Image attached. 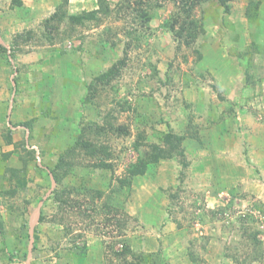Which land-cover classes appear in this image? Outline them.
Returning a JSON list of instances; mask_svg holds the SVG:
<instances>
[{"label": "rangeland", "instance_id": "obj_1", "mask_svg": "<svg viewBox=\"0 0 264 264\" xmlns=\"http://www.w3.org/2000/svg\"><path fill=\"white\" fill-rule=\"evenodd\" d=\"M62 1L0 0V173L27 160L22 180L0 178V264H264V0L204 2L191 45L168 28L186 17L182 0H108L110 14L71 36L64 22L50 42L43 23ZM169 131L198 132L183 143L188 165L166 156L118 189ZM80 133L108 145L113 168L78 151L57 182L52 169ZM71 187L82 205L61 208L54 190ZM89 189L105 193L91 204Z\"/></svg>", "mask_w": 264, "mask_h": 264}, {"label": "trees", "instance_id": "obj_2", "mask_svg": "<svg viewBox=\"0 0 264 264\" xmlns=\"http://www.w3.org/2000/svg\"><path fill=\"white\" fill-rule=\"evenodd\" d=\"M14 1V0H13ZM69 0H63L60 5L57 6L55 12L51 16H49L47 19H45L43 26L46 29V32L42 34V37H45L48 41L53 42V33L54 29L59 30L60 25L64 22H66L68 25L66 26L65 34L66 36H71L74 34L75 29L78 25H85L86 22H92V21H99L102 17V15L110 14L112 9H110L109 1L108 0H98L99 8L92 11H83L82 13L78 14H69L68 10L66 8L67 3ZM208 0H182L183 6L185 8L186 17L184 15H181L179 12H177V15L174 16V18L171 20V23L169 25L170 31L174 34V36L179 40V43H185L187 45H191L193 41L199 36L200 30H203V25L199 24L198 20H195L192 18V12L195 10L196 7L204 4V2H207ZM219 3H224V0H216ZM21 4V1H19ZM258 10V4L257 3H250L248 8V16L252 20L255 19V14ZM144 15H146V11H144ZM150 19L148 15H146V20ZM28 32V31H27ZM31 36V34H29ZM24 35H17L15 43L19 41V39L23 38ZM14 43V44H15ZM7 51L6 46H4L0 42V51ZM118 67L116 65H113L108 71L101 73L96 79L98 82L103 80H108L109 78H112L115 76V74L118 72ZM110 129H113L117 132H127L124 125H119L118 127L113 125L112 123L109 124ZM190 128H192V124L190 122L189 124ZM30 128V125H29ZM99 130L100 127H98ZM104 129V128H102ZM102 131V130H101ZM98 133H102V132ZM198 132L191 133V131L188 132V134H177L172 131H169L164 135V145L153 143L149 145L150 152L148 153V156H142L139 155L138 159L135 162H132L127 170L126 174L123 177H120L118 179L120 187L118 189L131 186L132 180L137 176L145 175L146 172L149 169V166L151 164H158L162 158H165L166 156H173L175 154H178L181 157L182 163L184 166H187L188 163L186 161V152L183 149V143L188 137H197ZM143 137V136H141ZM7 140L11 143L13 141L11 134L6 135ZM23 149L27 150L28 155L32 158H36V151L35 149H29L27 147V144L25 142L19 143ZM18 144V145H19ZM142 144L135 143L136 150H139V147ZM81 151L84 155L89 156L90 158L96 159L95 167H102V168H113V164L109 161V159L112 156V152L108 145L102 144V143H95L91 140L87 139L85 133L78 134L76 141L73 146H70L64 153H62L59 156V159L55 165V167L52 169L53 175L57 182H60L63 180V178L68 174L70 168L73 166V162L67 160V158H72L75 156V154ZM8 158V157H7ZM20 159L23 161V166L21 168L16 167H7L4 175L8 176L11 180H16L19 182V180H22L24 178L23 174L27 172V160L20 155ZM17 188H9L8 190H4L3 192L6 194H10L14 196L17 192ZM79 191V187H71V188H63L61 190H54V194L56 197V200L59 202L60 207L62 208L65 205L73 206L75 204H79V206L82 205V201L80 202L77 199H72L70 197L72 191ZM81 191L79 192V194ZM105 191L96 189L91 190L89 189V192L87 196H90L89 199H91V204H95L97 199H100L102 195H104ZM83 194V193H82ZM89 203V201L87 202ZM106 208L112 209L110 205H107V203L104 204ZM84 250L86 253V247H84ZM122 255H130L131 257L141 259V257H137L134 252L129 249H123ZM134 264V263H130Z\"/></svg>", "mask_w": 264, "mask_h": 264}, {"label": "crops", "instance_id": "obj_3", "mask_svg": "<svg viewBox=\"0 0 264 264\" xmlns=\"http://www.w3.org/2000/svg\"><path fill=\"white\" fill-rule=\"evenodd\" d=\"M3 159H4V158H3ZM6 161H7V165H9V166L12 165V166H14V167H16V168H21V167H22V166H21L22 164H20L19 161L17 162V164H12V163H11V162L13 161L12 158L9 159V160L7 159ZM0 178L3 179V178H9V177L6 176V175H4V173H3V174L0 173ZM9 179H10V178H9Z\"/></svg>", "mask_w": 264, "mask_h": 264}, {"label": "water", "instance_id": "obj_4", "mask_svg": "<svg viewBox=\"0 0 264 264\" xmlns=\"http://www.w3.org/2000/svg\"><path fill=\"white\" fill-rule=\"evenodd\" d=\"M36 211L39 213V211H40V206L36 209ZM36 212V213H37ZM33 224V223H32ZM33 227H34V224L32 225V229H33ZM32 246V245H31Z\"/></svg>", "mask_w": 264, "mask_h": 264}]
</instances>
